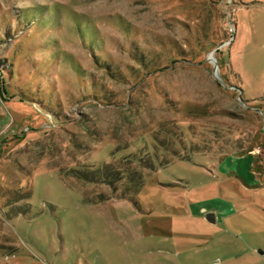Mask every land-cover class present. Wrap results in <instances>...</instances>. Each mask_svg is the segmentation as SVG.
<instances>
[{
	"label": "rangeland",
	"instance_id": "374dc122",
	"mask_svg": "<svg viewBox=\"0 0 264 264\" xmlns=\"http://www.w3.org/2000/svg\"><path fill=\"white\" fill-rule=\"evenodd\" d=\"M0 264H264V0H0Z\"/></svg>",
	"mask_w": 264,
	"mask_h": 264
},
{
	"label": "crops",
	"instance_id": "0c3cea01",
	"mask_svg": "<svg viewBox=\"0 0 264 264\" xmlns=\"http://www.w3.org/2000/svg\"><path fill=\"white\" fill-rule=\"evenodd\" d=\"M251 186V185H250Z\"/></svg>",
	"mask_w": 264,
	"mask_h": 264
}]
</instances>
